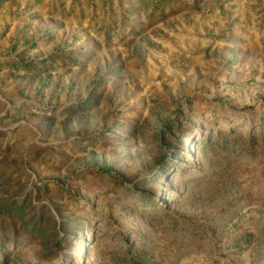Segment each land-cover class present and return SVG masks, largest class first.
<instances>
[{"label":"rangeland","instance_id":"1","mask_svg":"<svg viewBox=\"0 0 264 264\" xmlns=\"http://www.w3.org/2000/svg\"><path fill=\"white\" fill-rule=\"evenodd\" d=\"M0 264H264V0H0Z\"/></svg>","mask_w":264,"mask_h":264}]
</instances>
